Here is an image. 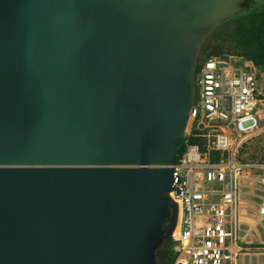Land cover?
Instances as JSON below:
<instances>
[{
	"label": "water",
	"instance_id": "obj_1",
	"mask_svg": "<svg viewBox=\"0 0 264 264\" xmlns=\"http://www.w3.org/2000/svg\"><path fill=\"white\" fill-rule=\"evenodd\" d=\"M254 0H0V264H157L206 38Z\"/></svg>",
	"mask_w": 264,
	"mask_h": 264
},
{
	"label": "built area",
	"instance_id": "obj_2",
	"mask_svg": "<svg viewBox=\"0 0 264 264\" xmlns=\"http://www.w3.org/2000/svg\"><path fill=\"white\" fill-rule=\"evenodd\" d=\"M195 82L190 133L204 141L188 144L170 165L179 207L173 264H241L246 182L262 186L264 220V161L241 157L243 145L264 133V73L244 56L210 55L199 60Z\"/></svg>",
	"mask_w": 264,
	"mask_h": 264
},
{
	"label": "trees",
	"instance_id": "obj_3",
	"mask_svg": "<svg viewBox=\"0 0 264 264\" xmlns=\"http://www.w3.org/2000/svg\"><path fill=\"white\" fill-rule=\"evenodd\" d=\"M222 26L226 27L222 32V40L231 41L230 46L234 48L233 53H227L231 52V49H225L221 44H216L210 49H208L207 44H204L203 56L218 55L225 57L230 54L244 56L264 73V6L255 11H242L236 14L222 22L208 37L218 33L219 28ZM196 133L195 130H192L186 138L178 140L177 160L185 152L188 144L203 143L204 138ZM175 245L176 242L173 238L163 241L156 250L157 264L174 263L177 256Z\"/></svg>",
	"mask_w": 264,
	"mask_h": 264
},
{
	"label": "rangeland",
	"instance_id": "obj_4",
	"mask_svg": "<svg viewBox=\"0 0 264 264\" xmlns=\"http://www.w3.org/2000/svg\"><path fill=\"white\" fill-rule=\"evenodd\" d=\"M264 6V0H254L253 4L246 8L245 11H255ZM226 29L225 26L219 28V32L206 38L203 43L207 44L208 49L221 44L225 49L230 48L231 52L234 48L230 40H222V32ZM203 46L200 52V60L204 57ZM236 56V54H230ZM230 55L224 58H229ZM191 129V121H189L186 128V138ZM241 157L246 160L264 161V133L249 139L242 148ZM263 193L262 186L259 182H246L242 187V205L244 211V218L242 224L243 241V258L241 264H264V220L257 216V208Z\"/></svg>",
	"mask_w": 264,
	"mask_h": 264
},
{
	"label": "bare ground",
	"instance_id": "obj_5",
	"mask_svg": "<svg viewBox=\"0 0 264 264\" xmlns=\"http://www.w3.org/2000/svg\"><path fill=\"white\" fill-rule=\"evenodd\" d=\"M191 121V120H190Z\"/></svg>",
	"mask_w": 264,
	"mask_h": 264
}]
</instances>
